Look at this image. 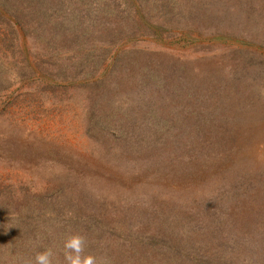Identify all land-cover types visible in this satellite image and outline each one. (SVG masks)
Here are the masks:
<instances>
[{
	"label": "trees",
	"instance_id": "1",
	"mask_svg": "<svg viewBox=\"0 0 264 264\" xmlns=\"http://www.w3.org/2000/svg\"><path fill=\"white\" fill-rule=\"evenodd\" d=\"M103 1L57 0L55 3L43 0L45 7L41 12L46 16L52 12V19L47 23L54 19L52 23L61 25L60 29L75 43L71 41L73 53L66 65L70 62L73 68H85L83 80L96 78L82 85L92 88L85 118L88 133L102 150L99 152L102 160L123 176L129 175L135 181L139 177L146 180L138 189L120 186L121 193L116 194L115 199L110 198L111 202L100 194L86 196L80 203L82 211L76 212L72 197L90 185L85 175L70 171V182L61 183L55 190L46 188L48 194L42 197L47 201L49 215L43 229L51 231L55 225L57 231L49 240L33 244L23 243L21 232L19 247L15 246V240L1 239L0 264H25L37 251L48 247L56 254L54 264H63L62 244L69 230L85 235L86 251L108 257L111 264H239L236 254L246 248L244 239L249 229L257 228L256 223L264 224V207L246 212V207L241 208V203L237 202L241 211L238 219L242 216L245 221L242 226L238 219L230 218L237 205L233 200L224 201L223 195H214L211 190L203 192L201 188L192 191L187 187L181 193L177 183L181 178L184 181L211 172L231 156L237 133L232 127L234 113L223 108L220 85L224 79L213 74L209 77L212 81L207 91L195 88L189 82L192 78L188 80L182 72L172 73L164 68V59L158 51L122 47L139 37L189 39L187 37L194 34L217 37L225 29L221 27L224 17L220 8L209 0H117L110 6ZM122 3L124 10L120 9ZM3 6L15 17L11 3L5 2ZM100 13H105L107 20L99 30L95 19ZM155 13H161L162 22H155ZM179 64L174 68H183L184 65ZM234 77H238L237 74ZM56 88L69 87L59 84ZM230 173L236 178L244 174L235 168ZM156 179L172 186L165 191L170 197L165 195L160 199L159 190L147 189V184H153ZM143 184L146 185L142 187ZM258 186L264 206V186L260 182ZM256 191L259 193L257 185L250 184L249 192L256 196ZM193 192L201 193L194 195ZM157 203L160 206L155 211L160 216L168 215L171 222L186 219L203 224L210 219L215 227L229 223L236 230V233L230 232L234 240L230 245L227 240H199L204 238L202 233L194 239L195 232L194 240L185 244L178 240L162 243L108 239L106 229L112 230L116 224L124 229L121 209L123 217L131 218V228L155 224L154 221H158L159 227L165 225L153 214ZM145 212H152V220ZM97 236L101 240H97ZM229 248V254L224 256ZM243 264L249 262L243 261Z\"/></svg>",
	"mask_w": 264,
	"mask_h": 264
},
{
	"label": "rangeland",
	"instance_id": "2",
	"mask_svg": "<svg viewBox=\"0 0 264 264\" xmlns=\"http://www.w3.org/2000/svg\"><path fill=\"white\" fill-rule=\"evenodd\" d=\"M209 1L222 12L223 34L217 37L194 34L189 39L139 37L122 47L158 51L164 59V68L172 73L180 71L188 80L192 78L189 82L195 88L207 91L213 74L224 79L220 85L223 108L234 113L232 127L237 133L231 156L219 168L192 179L181 178L177 183L181 193L187 187L192 191L211 190L214 195H223L224 201L240 202L241 208L246 207L244 211L254 212L264 207L258 186L259 182L264 186V0ZM5 2L13 5L15 17L4 8ZM114 2L117 0L103 1L108 6ZM44 4L43 0H0V240H15L17 247L22 242L21 232L23 243L33 244L49 240L57 231L55 225L51 231L43 229L49 215L47 201L42 197L48 194L46 188L55 190L61 183L70 182V171L85 175L90 185L72 197L76 212L82 211L80 203L86 196L100 194L111 202L121 193L120 186L138 189L146 180L139 177L135 181L129 175L123 176L99 155L102 150L88 133L85 118L92 88L82 85L96 78L83 80L85 68H73L70 62L66 65L75 43L60 29L61 25L52 23L54 19L47 23L53 13L44 15L41 12ZM121 8L124 10V3L120 4ZM154 15L155 22H162L161 13ZM106 20L105 13L97 15L99 30ZM176 64L184 66L174 68ZM59 84L69 88H56ZM232 167L244 174L234 177L230 173ZM250 184L257 185L256 196L249 192ZM150 187L160 191V199L165 195L170 197L165 193L172 189L169 183L156 179L153 184H147V189ZM238 205L230 214L235 220L241 213ZM159 206L157 203L153 214L165 225L159 227L158 221H154L155 224L131 228V218L123 217L121 209L124 229L120 224L112 226V230L106 229L108 239L162 243L178 240L185 244L202 233L204 238L199 240H227L229 245L234 240L230 232L236 233V230L229 223L215 227L210 219L203 224L186 219L171 222L168 215L160 216L155 211ZM144 214L152 220V212ZM237 222L244 226L242 216ZM254 227L257 228L249 229L244 239L246 248L236 254L239 264L243 261L264 264V224L256 223ZM97 240L101 239L97 236ZM229 252L230 248L223 252L224 256ZM96 256L105 257L100 253Z\"/></svg>",
	"mask_w": 264,
	"mask_h": 264
},
{
	"label": "clouds",
	"instance_id": "3",
	"mask_svg": "<svg viewBox=\"0 0 264 264\" xmlns=\"http://www.w3.org/2000/svg\"><path fill=\"white\" fill-rule=\"evenodd\" d=\"M87 237L80 232L67 231L62 244L63 264H111L108 257H97L86 251ZM55 252L48 247L43 251H37L31 260L25 264H54Z\"/></svg>",
	"mask_w": 264,
	"mask_h": 264
}]
</instances>
